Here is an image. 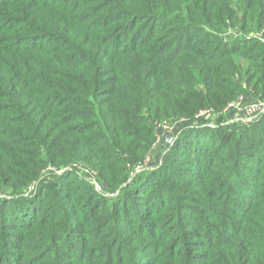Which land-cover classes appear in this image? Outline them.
I'll return each instance as SVG.
<instances>
[{
    "label": "trees",
    "instance_id": "obj_1",
    "mask_svg": "<svg viewBox=\"0 0 264 264\" xmlns=\"http://www.w3.org/2000/svg\"><path fill=\"white\" fill-rule=\"evenodd\" d=\"M247 90L264 0H0V264H264V115L129 171L157 121Z\"/></svg>",
    "mask_w": 264,
    "mask_h": 264
},
{
    "label": "rangeland",
    "instance_id": "obj_2",
    "mask_svg": "<svg viewBox=\"0 0 264 264\" xmlns=\"http://www.w3.org/2000/svg\"><path fill=\"white\" fill-rule=\"evenodd\" d=\"M229 30H226L227 32L225 31V39H238L239 37L240 39H247L249 38L247 36L249 34L252 36H261L260 31L246 34L235 28H230ZM249 63L250 62H245L243 64L246 66L247 64L249 65ZM227 103L234 104L229 106L227 110L222 108L219 111L213 108V106L207 107L211 109V112L204 117L196 116L199 113L198 112L193 118H191L192 120L186 117H173L170 118V120L157 121L154 134L155 138L149 149V153L143 164H141L142 166L137 167L139 170L134 169L131 171L132 167H129V171L132 174L131 177L140 171L148 173L160 169L165 158L172 154V149L182 140L181 138L185 135L184 131H186L188 127H191L190 129L194 130L206 129L205 131L220 126H232L233 128L240 129L243 126L257 123L264 115V97H259V95L253 91L247 90L245 93L238 94ZM191 138L192 137L189 136L188 140L193 142ZM72 169V171H75L79 177L93 185L97 192L103 191L101 184L97 180L96 170H91L83 164ZM46 170L47 169L41 170L43 177H45ZM51 171L54 172V169H51ZM60 173V171H57L56 175H60ZM130 181L131 179L129 175L127 183ZM33 186L27 188V194L31 193L34 188ZM1 196L3 195L0 193V197Z\"/></svg>",
    "mask_w": 264,
    "mask_h": 264
},
{
    "label": "built area",
    "instance_id": "obj_3",
    "mask_svg": "<svg viewBox=\"0 0 264 264\" xmlns=\"http://www.w3.org/2000/svg\"><path fill=\"white\" fill-rule=\"evenodd\" d=\"M234 103H231V104H227V106L224 108V110H227L229 106H232ZM209 112H211V109H203V110H200L199 113L196 115V116H199V117H204L206 116V114H208Z\"/></svg>",
    "mask_w": 264,
    "mask_h": 264
}]
</instances>
